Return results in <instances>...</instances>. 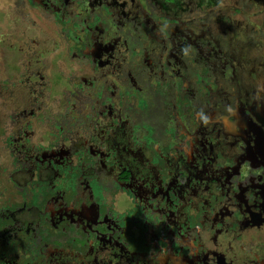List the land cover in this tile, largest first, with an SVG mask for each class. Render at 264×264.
I'll return each mask as SVG.
<instances>
[{
  "label": "flooded vegetation",
  "instance_id": "1",
  "mask_svg": "<svg viewBox=\"0 0 264 264\" xmlns=\"http://www.w3.org/2000/svg\"><path fill=\"white\" fill-rule=\"evenodd\" d=\"M219 1L21 0L62 26L77 80L52 74L64 124L96 127L78 135L81 155L117 170L120 198L98 195L91 168L69 172L64 151L32 154L33 198L2 212L0 264H264V83H228L231 49L198 39L210 22L183 18ZM34 136L17 130L11 149Z\"/></svg>",
  "mask_w": 264,
  "mask_h": 264
},
{
  "label": "rangeland",
  "instance_id": "2",
  "mask_svg": "<svg viewBox=\"0 0 264 264\" xmlns=\"http://www.w3.org/2000/svg\"><path fill=\"white\" fill-rule=\"evenodd\" d=\"M209 10H212L211 14ZM216 10H223V21L232 18L234 26L232 22L230 30L219 31L220 28L211 23L215 17L222 16ZM40 14L41 10H35L21 0H0V230L3 225L1 215L6 208L16 207L24 199L30 202L33 198L34 180L30 171L35 168L37 160H32V154L52 149L64 151L70 161L65 164L69 172H78L80 164L88 170L91 168V182L106 203L119 196L114 192L116 190L113 191L117 170L105 159L101 164L97 156L86 158L81 155L85 146L82 136L78 135L94 134L96 127L91 122L78 128H68L64 124L68 95L60 92L66 89L63 83L54 85L52 74H62L63 79L71 82L73 87L77 86V80L68 59L59 55L63 54L58 49L64 42L62 26L55 25L46 16L39 17ZM183 18L189 24L199 20L210 22L203 30L196 29L198 39L207 44L224 46L226 51L231 49L225 55L236 60L239 67L237 64L231 70L225 68V74L231 76L226 79L228 83L242 86L247 83V78L264 83V0H220L219 6L204 5L202 9L184 11ZM152 52L157 54L158 49ZM130 126L129 122L128 129ZM49 127L54 128L53 134L49 132ZM25 128L35 134L38 142L34 140L27 144L30 151L11 149L12 135ZM139 129V135H144V127ZM73 131L77 133L73 134ZM54 134L57 139L52 138ZM67 134L75 136L65 142L60 141ZM41 135L43 141H39ZM153 155L148 148L149 163ZM154 162L151 164L154 165ZM19 252L22 251L19 249ZM4 253L0 239V256Z\"/></svg>",
  "mask_w": 264,
  "mask_h": 264
}]
</instances>
